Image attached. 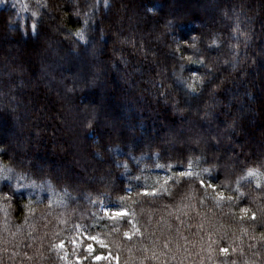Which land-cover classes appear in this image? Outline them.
Segmentation results:
<instances>
[{
	"label": "trees",
	"instance_id": "16d2710c",
	"mask_svg": "<svg viewBox=\"0 0 264 264\" xmlns=\"http://www.w3.org/2000/svg\"><path fill=\"white\" fill-rule=\"evenodd\" d=\"M0 148V264H264V0H2Z\"/></svg>",
	"mask_w": 264,
	"mask_h": 264
},
{
	"label": "snow or ice",
	"instance_id": "6c2138e0",
	"mask_svg": "<svg viewBox=\"0 0 264 264\" xmlns=\"http://www.w3.org/2000/svg\"><path fill=\"white\" fill-rule=\"evenodd\" d=\"M0 2H2V0H0ZM33 15H36V13H33ZM31 28H32L33 31H35V29H36V24L34 23L33 25H31ZM77 39H78V40H83V39H84L83 33H80V34L77 36ZM214 42H215V38H214V40H213V43H214ZM193 46H194V45H193ZM196 63H199V64L202 65V61H199V60L196 61ZM202 66H203V65H202ZM184 85H185V87H186L189 91H191L192 93H195V88L192 86L191 83L184 82ZM200 86H202V83H201ZM86 126H89V127H90V126H91V121L87 122ZM0 151H4V149H3V148H0ZM206 171H207V170H206ZM180 175H181V176H184V175H186V173L181 172ZM187 175L190 176L191 174H190V173H187ZM248 175H249V176H253V175H255V173L249 171V172H248ZM200 184H201L202 187H208V186H209V185H206L205 182H204L203 180L200 181ZM213 187H214V186H213ZM236 191H237V192H240V188L238 187V188L236 189ZM144 195H155V192H152V193L145 192ZM240 195L243 196V193H240ZM6 198H10V197H6ZM221 199H224L223 195H221ZM241 211L244 212V213H246V214L249 212V210H248L247 208H243V209H241ZM109 215L112 216L113 214L110 213ZM128 215H129V214H128L127 212H123V211H122V212H116V213L114 214L115 217H126V216H128ZM251 218H252L253 220L256 218L254 213L252 214V217H251ZM137 231H138V229H136L135 224L133 223L132 230L129 231V232H125V233H124V236L130 240V239L132 238V236L136 234ZM59 247L63 248V245L61 244V245H59ZM89 251H91L90 248H89ZM219 251H220L222 254H224L225 256H227V255L229 254V248H227V247H220V248H219Z\"/></svg>",
	"mask_w": 264,
	"mask_h": 264
},
{
	"label": "rangeland",
	"instance_id": "374dc122",
	"mask_svg": "<svg viewBox=\"0 0 264 264\" xmlns=\"http://www.w3.org/2000/svg\"><path fill=\"white\" fill-rule=\"evenodd\" d=\"M16 1H18V0H12V2H14V3H16ZM182 5H183V3H182ZM181 5V6H182ZM180 6V7H181ZM20 8L22 7V6H19ZM178 8L177 10H175V11H179L181 8ZM22 9V8H21ZM23 10V9H22ZM67 62L69 63V64H74V63H79V62H81L80 60H78V59H76V58H74L73 60H67ZM12 141H14V139L12 140ZM63 153H65V152H63ZM65 154H67V153H65ZM41 169H45V168H43V167H41V166H39ZM66 169V168H65ZM55 172H57V171H55ZM103 211L104 212H110V210H109V208L108 207H103ZM112 213H114V212H112ZM78 245H79V243H77ZM90 246H88L87 248H86V250H88V248H89Z\"/></svg>",
	"mask_w": 264,
	"mask_h": 264
}]
</instances>
